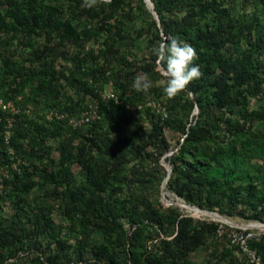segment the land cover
<instances>
[{
	"label": "trees",
	"instance_id": "obj_1",
	"mask_svg": "<svg viewBox=\"0 0 264 264\" xmlns=\"http://www.w3.org/2000/svg\"><path fill=\"white\" fill-rule=\"evenodd\" d=\"M235 1L153 0L159 26L144 0H111L91 9L82 7L84 0H0V7L6 5L4 14L0 11V45L3 34H11L10 42L16 35L31 38L26 39L30 46L45 36L47 43L58 39L59 46L70 43L77 50L68 56L53 49L39 69H26L11 57L0 66V98L15 84L19 107L66 117L49 121L45 115H17L8 146L0 134V165L7 163L10 175L5 195L19 199L10 222L0 215L1 263L18 256L24 238L41 236L51 240L41 256L30 252L35 264H193L194 252L220 239V224L162 204L168 173L161 160L173 150L166 159L173 168L170 192L223 216L264 222V17L255 13L247 20ZM65 9L73 13L70 18ZM127 15L135 16L141 30L135 38L123 20L113 27ZM146 31L153 34L156 47L134 64L139 65L137 72L155 79L165 80L155 55L168 42L165 38L196 49L195 64L203 75L175 98L164 93L165 84L147 92L133 87L137 72L126 60ZM100 39L105 48L98 54L83 43ZM61 58L73 68L60 70ZM15 73L16 80L6 83L5 77ZM110 85L115 86L114 98L105 99ZM69 88L77 99L69 96ZM151 96L161 111L149 106ZM86 97L97 100L100 117L74 128L69 119L89 108ZM5 117L0 110V118ZM166 129L180 135L176 149ZM51 139L57 140L59 158L46 146ZM57 210L76 227L57 226ZM161 235L167 239L150 249L149 243ZM29 245L41 249L39 240ZM227 246L214 250L207 264H248L236 247ZM250 247L264 264V236Z\"/></svg>",
	"mask_w": 264,
	"mask_h": 264
},
{
	"label": "rangeland",
	"instance_id": "obj_2",
	"mask_svg": "<svg viewBox=\"0 0 264 264\" xmlns=\"http://www.w3.org/2000/svg\"><path fill=\"white\" fill-rule=\"evenodd\" d=\"M46 4L48 5V4H50V2H48ZM233 4L235 6L236 5L239 6V9H241L242 14H245L246 19L249 21L252 20V18L255 16V13H258L262 19L264 17V8H263L264 3L261 0H236ZM43 6L44 5H39L41 10L45 8V6L44 7ZM5 8H6V5L0 7V11L2 12V14H4ZM63 14H64V16L66 15V17H68V18H70V16L73 15V13L69 12V10H67V9L64 10ZM132 16L135 17L134 15H132ZM133 17L128 16V15L125 17H120V18H118L117 22L113 24V27H116L118 25L119 19H121V20H123L125 27L129 26L128 31H130L129 32L130 36H133L134 38L137 37V36H139L141 30H140L139 26L136 25ZM94 26L97 28L99 27V25L97 23ZM10 36H11V34H3L2 35V38H4V43L2 45H0V66L2 65V61L4 59L11 57L13 62L18 63L19 65H24L26 67V69H30V68L39 69V68H41L42 63L47 60L46 56L49 55L50 53H52L53 49H56L55 52L63 53L65 55H68V51H69L70 55H73V56H74V53L77 51L73 48H70V43H67L65 46H59L58 45V39L53 40L51 43H47L45 36L43 39L39 38L38 41H33L34 42L33 46L28 45L30 41L26 40V39L31 40V38H25L24 39L23 37L16 35V38L10 42L8 40V38H10ZM142 36L143 37L140 39L141 41L139 40L140 43H138V46H136L135 48L131 47V49L128 52V54L130 53L131 55H128L127 56L128 59L126 60V62H128V63H133L132 65H133V68L136 72H137V66H139V65H135V64H137L138 56L142 58L145 55H150L153 48L156 47V41H154L155 39H154V36L151 32L146 31L145 35H142ZM165 40L169 41V38H165ZM83 43L85 44V47L87 48V50H89V49H90V51L94 50L96 54L100 53L105 48V44H104L103 39H100V41L92 40L88 43H87V41H84ZM126 62L123 61L122 63L126 64V66H127L128 64ZM194 63H196V62H194ZM115 64H117V63L114 62L113 65H115ZM118 66L121 68V65L118 64ZM58 67L60 68V70L64 69L65 67L68 70H71L73 68V65H71L69 62H66L63 58H61L58 62ZM158 72L161 73L159 68H158ZM137 74H143V73H141L139 71V72H137ZM137 74H135L134 77H136ZM17 76H19L18 73H15V75H9V77H5L6 83H10L13 80H16L15 77H17ZM147 76H148L149 80L151 81L153 87L159 86V85L163 86L165 84V80H160L159 78L155 79V78H153L152 75H147ZM8 78H9V80H8ZM114 88H115L114 85L107 86V88L104 92V97L108 98L111 94L115 93ZM15 90H16L15 84H13L12 86H7L4 90L5 95L2 98H4L6 100V102H12V104H14L15 108L21 110V112L17 113V114H25V111L27 110V108L18 107V105L16 104L19 101H17V99H16L17 96H14V94L16 93ZM27 92L29 94H32L33 90L28 89ZM69 96L77 99L76 91L73 88H69ZM87 97H86V99H87ZM151 98H153V97L151 96V97L147 98V100H150L149 106L157 108L158 110L161 109V107L158 103V100L155 98L156 99V102H155ZM18 99H19V97H18ZM86 99H85L84 105L86 103H87V105L90 104V106L92 104H97V100H95L91 97H89L87 99V101H86ZM255 103H256V101L254 103L252 102L253 105ZM31 107L34 109V113L32 115H30L29 117H34V118L38 119L39 116L45 115V117L47 118L48 114H44L43 112L39 111V109H37L34 106H31ZM4 114L7 118V120H11V122H13V124H15V121H13L14 120L13 116L16 115V113H14L12 110H7L4 112ZM194 115L197 116L198 114L194 113ZM2 123H3V127L0 128V134L3 131L5 132L6 130H9V128L6 127L8 122L3 121ZM11 131H12L11 134L13 135L14 127L12 128ZM165 134H166V137L168 138L170 144L172 145V147L174 149H176L178 146V141L180 139V135L178 133L172 131L171 129H166ZM86 142L87 141L84 139L83 144H86ZM80 144H82V143L80 141H77V145H80ZM46 146L48 149H52L53 156L55 158H59V152L55 149L57 146V140H55V139L49 140L48 142H46ZM174 151L175 150H173L171 152H174ZM171 152L167 153L166 155L170 154ZM13 155L14 154H12V156ZM20 162H21V160L18 159L16 162H14V164L19 166ZM256 163H258V162H256ZM260 163L261 162H259L258 164L260 165ZM7 165L8 164L6 163L5 168L8 170ZM3 168H4V166L0 165V171L1 172L3 171ZM165 169H166V167H165ZM75 170L77 171V173L80 172V169L78 166H75ZM36 179L40 180L38 177H36ZM161 190H162V187H161ZM165 190H166V193H165L166 199L163 200L162 195L160 196V200H161L162 204L165 206V208H168V207L173 206V205L177 206V204H174L173 202H169L168 200H169V196L175 197L176 199H179L178 196L172 194V192H170L167 189V186H166ZM3 196H5V198H3ZM34 199H35V197L32 196L29 201L33 202ZM18 200L14 201L10 198H7L5 193H3V195L1 196V198H0V215H1V218L5 222H10L9 221L10 218L15 216L16 205L19 204L17 202ZM181 208L183 209V211L188 210V211L193 212V214L195 216H201V214L204 213L202 211L190 208L186 204H185V207H181ZM26 209L28 210L29 207L27 206ZM196 212H198V214H196ZM21 213H22V217H24L25 211H22ZM184 213H186V211H184ZM60 216H61V214L59 213V211L58 210L55 211L54 218H55V223L57 226H59L61 224L64 225L66 223L67 224L66 227H69V228L76 227V224L74 223L73 220H71L69 222V219H66V220L63 218L61 219ZM215 217H216V215H215ZM194 219L198 220L197 217H194ZM216 219L218 220L217 223H219V224H223L222 222H225L226 220H228L230 222V224L236 225V226H238V225L242 226V225L249 223V221H246V220L238 218V217H227V216L220 217L219 216V219L218 218H216ZM63 221H65V222L62 223ZM67 221L69 223H67ZM219 221H222V222H219ZM122 222L125 224L127 229H130L127 221L122 220ZM226 224H228V223H226ZM226 224H224V225H226ZM29 228L32 229L33 226L30 225ZM68 232H70L69 229H68ZM20 234H21V236L23 235L22 232H20ZM37 240H39V242H40V246H41L40 250L41 251L40 250L36 251L37 249L35 247L29 245L30 243H34ZM50 240L51 239H47V238H44L41 236H38L35 239H30V241H29V239L27 240L26 238H24L23 242L25 244H24V246H19V249H20L19 252H25V255H23V256L21 255L18 258L17 264H35L32 261L35 256L32 257L31 256L32 253H28V252H37V254L39 256V252H45L47 250V247H48ZM227 245H228V243L221 241L220 239L219 240L215 239V241L213 240L212 243L209 244L207 247H203L201 250L194 252L191 255L193 264H207L208 261L210 260L211 254L214 250H216L217 248L219 250H221L220 248L224 247V246H225L224 247V249H225ZM0 252H5L2 249L1 243H0ZM239 258L241 260H244V258H241V257H239ZM244 261H246V260H244Z\"/></svg>",
	"mask_w": 264,
	"mask_h": 264
},
{
	"label": "built area",
	"instance_id": "obj_3",
	"mask_svg": "<svg viewBox=\"0 0 264 264\" xmlns=\"http://www.w3.org/2000/svg\"><path fill=\"white\" fill-rule=\"evenodd\" d=\"M261 1H263V3H264V0H261ZM110 98H114V94H111L108 97V99H110ZM19 99L21 100L20 97H19ZM19 99H18V101H19ZM105 99H106V97H105ZM254 102H255V99L253 100V103ZM88 107L89 108L87 110H85L80 117L70 118L69 124L74 126V128H78V127H81L83 125H88L92 121H97L100 117L98 114L97 104H92L91 106L89 104ZM0 110L2 112H5L7 110H12L14 113H16V115L13 116L14 117L13 121H16L15 117L17 115H21V114H17V113H20L21 110L15 108L14 104H12V102H6V100L4 98H0ZM159 111H161V109H159ZM33 113H34V109L31 106L27 107L25 114L30 116ZM47 119L49 121H53L56 119L57 120H65L66 117H65V115L59 114L58 112L54 111V112L48 113ZM0 122L2 123L3 119L0 118ZM5 122H8L6 127L9 128V130H6L5 132L3 131L2 135L4 136V144L6 146H8L10 144V140L12 137V134H11L12 131L11 130L15 126V124H13V122H11V120H7L6 117H5ZM9 151H10V154H14L12 149H10ZM17 166L18 165L14 164V168H17ZM9 178H10V175L8 173V170L4 166L3 171L2 172L0 171V198L3 195V193L6 194V192H7L5 190V180H7ZM179 199L182 200L183 202H185L183 199H181V198H179ZM177 206H179V205H177ZM179 208L183 212L184 216H188V217H192V218L197 217L198 220H200V221L216 222V223L218 222V220L216 219V217L214 215L201 214V216H195L193 214V212L188 211V210H184V211H186V213H184L183 209L180 206H179ZM193 209H195V208H193ZM224 224H226V223L220 224L219 229H218V236L220 237L221 241L228 243L230 246L236 247L237 250L239 251V252H237L238 256L241 258H244L248 264H253V257L258 259L260 261V264H261L262 263L261 256L255 250L251 249L250 243L254 242V241H260L263 238V236H264V222L249 221L248 224H245L242 226L232 225V224H230L229 221H228V224H226V225H224ZM161 239H167V238L164 235H161L160 237L155 238V240H153L149 243V248L152 249V244L157 243ZM28 253H30V252H28ZM21 255L22 256L25 255V252H20L17 257L7 259L4 263L0 262V264H9L10 262H17L18 258ZM39 255H41V254L39 253Z\"/></svg>",
	"mask_w": 264,
	"mask_h": 264
},
{
	"label": "clouds",
	"instance_id": "obj_4",
	"mask_svg": "<svg viewBox=\"0 0 264 264\" xmlns=\"http://www.w3.org/2000/svg\"><path fill=\"white\" fill-rule=\"evenodd\" d=\"M100 3L109 4L111 0H84L82 7L91 9ZM155 55L161 75L165 78L163 90L169 98L180 95L194 80L203 75L200 66L194 63L198 59L196 49L177 38L161 43L155 50ZM151 86L147 74H137L134 78L133 87L137 91L147 92ZM253 264H260V261L253 257Z\"/></svg>",
	"mask_w": 264,
	"mask_h": 264
},
{
	"label": "water",
	"instance_id": "obj_5",
	"mask_svg": "<svg viewBox=\"0 0 264 264\" xmlns=\"http://www.w3.org/2000/svg\"><path fill=\"white\" fill-rule=\"evenodd\" d=\"M144 1H145V3H146L147 8L152 12L153 16L155 17V19H156L158 25L161 26V22H160V19H159V15H158V13H157V11H156V9H155V4H154L153 0H144ZM199 112H200L199 107H196V112H195V114H196V113L199 114ZM182 142H183V141H182ZM173 153H174V152H171L170 154L165 155V156L162 158V160H161L162 165H163L164 167H166V170H167V173H168L166 179H165L164 182H163L162 190H161V195H162L163 200L166 199V198H165V193H166V190H165V189H166V186L168 185V182H169V180H170V177H171V174H172V170H173L172 165L170 164V162H167L166 159H167V157L171 156ZM172 194H173V193H172ZM185 204H186L187 206H189L190 208H195V209H197V210H199V211H202V212L208 213V214H210V215H214V216L216 215V216L223 217L222 215H220V214L217 213V212H213V211H209V210H206V209H202V208H199V207H196V206L190 205V204H188V203H186V202H185ZM220 222H222V221H220ZM223 223H228V220H226V221L223 222Z\"/></svg>",
	"mask_w": 264,
	"mask_h": 264
},
{
	"label": "bare ground",
	"instance_id": "obj_6",
	"mask_svg": "<svg viewBox=\"0 0 264 264\" xmlns=\"http://www.w3.org/2000/svg\"><path fill=\"white\" fill-rule=\"evenodd\" d=\"M169 202H173L174 204H177V205H179L180 207H185V203L182 201V200H180V199H176L175 197H171V196H169V200H168ZM193 211V210H192ZM196 214H198V212H196ZM202 214H208V213H202ZM216 218H218L219 219V216H216Z\"/></svg>",
	"mask_w": 264,
	"mask_h": 264
}]
</instances>
